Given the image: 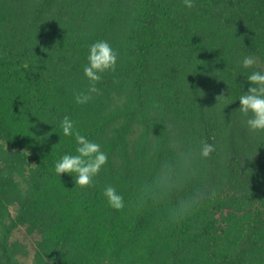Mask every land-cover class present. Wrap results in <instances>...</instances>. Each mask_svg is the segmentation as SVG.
I'll return each mask as SVG.
<instances>
[{
    "label": "trees",
    "instance_id": "16d2710c",
    "mask_svg": "<svg viewBox=\"0 0 264 264\" xmlns=\"http://www.w3.org/2000/svg\"><path fill=\"white\" fill-rule=\"evenodd\" d=\"M101 39L116 68L78 104ZM254 70L264 0H0V264H264V130L238 108ZM65 115L108 155L91 185L54 171Z\"/></svg>",
    "mask_w": 264,
    "mask_h": 264
},
{
    "label": "clouds",
    "instance_id": "9594fccd",
    "mask_svg": "<svg viewBox=\"0 0 264 264\" xmlns=\"http://www.w3.org/2000/svg\"><path fill=\"white\" fill-rule=\"evenodd\" d=\"M186 7L191 8L194 0H183ZM87 63L83 66L84 76L89 80L87 91L75 93V101L85 104L96 91V83L103 79V74L114 71L118 62L116 50L106 40H96L88 45ZM242 67L247 68L256 64V59L245 55L240 61ZM249 85L246 91L239 96V111L246 116V124L251 130H264V71L254 70L247 74ZM251 113V115H248ZM60 127L65 136L75 138V152H65L54 162V171L58 175L69 174L74 185L88 186L93 183L101 168L106 164L108 155L101 150L99 143L90 140L86 135L76 130L74 121L65 115L60 120ZM215 150V146L207 141L200 145V155L208 157ZM103 197L107 204L114 209L124 207L123 196L112 185L103 188Z\"/></svg>",
    "mask_w": 264,
    "mask_h": 264
},
{
    "label": "rangeland",
    "instance_id": "374dc122",
    "mask_svg": "<svg viewBox=\"0 0 264 264\" xmlns=\"http://www.w3.org/2000/svg\"><path fill=\"white\" fill-rule=\"evenodd\" d=\"M37 235L36 234H28L26 229L24 227H20L18 228L12 239H17L20 240L21 242H23L26 247L27 250L25 249V252L22 254L23 257H21L23 260L30 262L33 258V254H34V250H35V239H36ZM25 253H28L25 255Z\"/></svg>",
    "mask_w": 264,
    "mask_h": 264
}]
</instances>
